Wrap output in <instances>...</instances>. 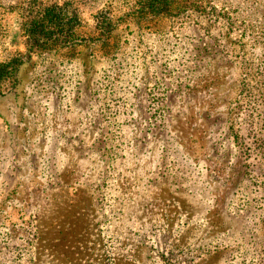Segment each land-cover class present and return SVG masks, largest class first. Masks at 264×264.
I'll return each mask as SVG.
<instances>
[{
    "label": "rangeland",
    "instance_id": "374dc122",
    "mask_svg": "<svg viewBox=\"0 0 264 264\" xmlns=\"http://www.w3.org/2000/svg\"><path fill=\"white\" fill-rule=\"evenodd\" d=\"M146 2L0 0V264H264V0Z\"/></svg>",
    "mask_w": 264,
    "mask_h": 264
},
{
    "label": "trees",
    "instance_id": "16d2710c",
    "mask_svg": "<svg viewBox=\"0 0 264 264\" xmlns=\"http://www.w3.org/2000/svg\"><path fill=\"white\" fill-rule=\"evenodd\" d=\"M150 2L151 0H148L144 5L149 6ZM60 30H63L65 35L64 33L60 34ZM24 33L32 45L41 46L58 40L60 35L69 38L71 36V22L65 20L63 13L58 9L49 8L44 11L40 20L25 27Z\"/></svg>",
    "mask_w": 264,
    "mask_h": 264
}]
</instances>
